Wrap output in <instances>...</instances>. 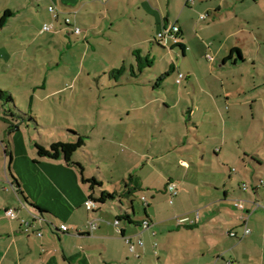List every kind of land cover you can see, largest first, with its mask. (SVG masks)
<instances>
[{
  "label": "rangeland",
  "instance_id": "obj_1",
  "mask_svg": "<svg viewBox=\"0 0 264 264\" xmlns=\"http://www.w3.org/2000/svg\"><path fill=\"white\" fill-rule=\"evenodd\" d=\"M66 1L0 0V20L7 12L12 13L9 17L10 24L0 31V89L9 92L14 98V103L7 106L0 102V149L5 156L2 142L9 140L13 145V158L17 160L22 156L27 159V154H31L39 161L35 154L36 143L46 145L54 141L68 142V131L84 136L86 145L75 154L74 160H80L88 171L96 173L97 179L103 184L102 191H121L125 180L131 175L144 177L145 191L134 195L137 212L135 220H140L144 217L146 208L142 197L149 203L152 202V196L155 195L150 192L155 193L153 188L166 183L168 171H174L179 165H174L173 161L163 157L156 158L154 166L150 163L145 165V161L151 159L149 155L168 153L171 148L169 141L174 140L178 144L181 137H189L192 142L200 144L198 136H207L213 140L222 132L211 125H202L200 129L189 125V111L196 109L198 117L200 104L204 112L208 111L204 115H214L211 98L203 91L211 89L212 83L222 85V80L214 82V79L204 83V74L210 78L212 73L208 68H212L211 64L204 55L207 41L213 42L206 38L217 41L221 39L222 30L218 27L220 23L213 24L207 35L196 32L192 27L187 33V39L185 38L189 44V57L185 58L180 48L175 47L176 44L172 43L165 49L155 41L158 35L156 24L164 14L163 8L166 15H171L173 23L177 18L179 20L183 8H186L187 16L181 18L182 22L195 21L202 27L216 21L213 18L207 23L202 22L201 13L196 7H185L180 0H155L159 11L150 13L146 8L144 10L141 0H116L115 5L110 7L115 11L106 17L102 1L95 3L88 0L91 13L89 14L87 7L78 16L79 9L65 7ZM222 2L221 0L220 3ZM233 4L241 17L236 26L229 28L230 25L227 24L225 30L230 36L239 34L234 40L239 46L237 49L240 48L248 58L249 64L231 68L224 74L229 78L231 100H244V96L237 97L233 93L243 88L247 92L252 89L253 93H249L258 94L261 100L264 89L258 87L264 84V0H233L230 5ZM51 6L56 8L57 13H64L60 24L65 27L64 20L70 18L74 26L72 28H79L82 32L72 35L60 32L59 23L51 17ZM138 7L141 9L138 10ZM204 8L207 6L204 5ZM214 13L215 10L212 16ZM229 19L225 17L223 23ZM46 23L55 26L52 32L42 31ZM88 36L89 39H86ZM246 45L249 46L246 48ZM198 58L205 66L203 69L199 66ZM147 61L153 62L154 66L150 67ZM170 66H174L177 72L160 83L159 90H155L156 83L163 74L169 72ZM132 68L138 74L139 69L143 71L140 80L131 78ZM179 70L185 75V79L189 72L193 75L197 90L186 83L189 85L190 95L177 83ZM201 81L204 88H201ZM179 90L186 98L176 108L175 95L178 99ZM164 98L167 99L166 102L163 101ZM165 104L174 108L166 109ZM260 107L263 108L262 113H255L253 129L247 133L241 129L238 136L244 145L252 147L255 143L253 154L260 150L264 156L263 104ZM6 111L14 114L20 111L34 118L35 122L28 121V125L22 123L19 132L9 135L8 126L1 119ZM229 135L227 132L228 137ZM14 137L17 146L13 143ZM72 140L76 142L77 137ZM212 144L213 141L210 146ZM236 148L243 152L239 143H236L234 149ZM211 154H208L207 160L198 163L202 168H193L198 172L200 180L216 182V187L219 188L220 179L223 177L222 180H226L228 171L227 175L215 171L219 166L214 164L218 162L214 154ZM243 158L241 155L237 163L231 162L228 166L237 171L228 184L233 186V192L237 196L255 197V184L257 189L264 192L260 183L261 180L264 183V158L261 164H253L255 168L252 170L257 171L253 179L251 174L243 171ZM253 159L258 160L256 156H252L250 162ZM244 175L248 177V183L243 182ZM213 192L218 195L222 191L213 189ZM257 199L255 203L260 201L259 205L264 209V196L263 199ZM165 201L161 198V202ZM187 203L188 201L185 202ZM120 207L133 216L130 201L126 198H123V205L118 200L107 201L104 212L100 213L109 215L108 220L113 221L112 214L120 211Z\"/></svg>",
  "mask_w": 264,
  "mask_h": 264
},
{
  "label": "crops",
  "instance_id": "obj_2",
  "mask_svg": "<svg viewBox=\"0 0 264 264\" xmlns=\"http://www.w3.org/2000/svg\"><path fill=\"white\" fill-rule=\"evenodd\" d=\"M90 1L95 3L102 1L104 3L103 13L106 17L115 11L111 10L110 7L115 5L116 0ZM141 1L144 10L146 8L147 12L158 13V4L155 3V0ZM180 1L184 3L185 7H196L201 13V17L206 16L205 20L201 19L202 22L207 23L213 18L216 20L212 24H205L206 26L202 27L200 23L195 21L182 22L181 18L187 16L186 8H183L179 20L177 18L173 23L170 18L171 15H166L163 8L162 13L164 14L160 16L156 24L158 33L164 28L173 25L178 26L181 31L179 41L185 46V53H182L183 57H189V44L185 38L187 39V33L192 30V27L196 32L207 35L213 24L220 23L218 27L222 30L220 32L221 39L217 41L216 38V40L206 38L213 42L207 41L204 55L212 67L211 69L208 67L212 72L210 78L204 74V83L214 79V82L219 79L222 80V85L212 83L211 89L203 91L206 96L211 98L210 102L214 115H204L208 111L204 112L202 104H200L198 117L196 116V109L189 111V125H193L197 129L202 128V125H211L212 128L215 126L222 132L213 140L207 136L203 138L198 136L200 144L192 142L189 137L185 139L181 137L178 139V144H175L174 140L169 141L171 148L168 153L149 155L151 159L145 161V165H149V163L152 166L156 165L154 160L160 157L168 159L170 162L173 161L174 165H179L174 171H168L166 183L153 188L156 190L155 193L150 192V194L155 195L152 196V202L149 203L146 198L142 197L141 200L146 206L144 217L135 220V215H137L135 207L133 216L129 215L138 224H121L124 234L109 227V223L116 221L120 211L112 214L113 221L108 220L107 216L109 215L100 213L106 208L107 202L98 205L99 208L98 206V209L95 208L96 212L87 209L86 202L89 198L92 195L99 197L100 192L92 188V180L97 179L96 173L93 170L88 171L83 162L75 159L73 164L67 165L62 160L44 159L36 161L37 159L31 154H27V159L20 156L16 160L13 158V154L12 157L6 154L5 149L10 141L6 142L5 140L2 142L5 156L0 149V264H264V209H261L260 201L255 203L257 198L263 199L264 192L260 191V188L257 189L255 184L253 186L255 197L248 195L244 198L237 196L233 192V186L228 184V181L233 179L235 172L233 168L228 167L231 162L237 163L243 155V171L251 174V179H253L257 172L252 170L255 168L253 164H261L264 158L260 150L253 154L255 143L251 145L252 147L244 145L238 136L241 129L246 133L253 129L256 120L255 113L258 111L262 113L263 108L260 106L261 104L264 106V95H262L261 100L263 102L261 103L258 94L251 95L252 89L247 92L243 88L241 91H234L233 93L238 95L237 97L244 96V100L233 101L230 96L229 78L224 76L231 68L249 64L248 58L241 50L244 61L239 60L238 55H234V61L223 63L232 50L239 47L234 40L239 34L228 35L225 30L226 26L227 24L230 25L229 28L236 26L241 14L238 13L235 4L230 5L233 0L230 3L229 0H222L223 5L220 3L221 0ZM242 1L246 2L247 0ZM64 5L70 8L77 7L79 9L77 11L78 16L87 7L90 10L89 14L92 11L89 8L91 5L88 4V0H67ZM204 5L207 6L206 9ZM170 6L169 4L168 7ZM233 7H235L234 11ZM140 9L138 7V10ZM213 10L215 13L212 16ZM223 11H225L224 15ZM63 14L59 13L55 19L52 14L51 17L59 23L60 32L71 33L72 35L71 28L74 26L68 28L64 20V27L59 22L63 18ZM225 17L230 19L223 23ZM9 19L0 31L10 24ZM54 27L52 25V29ZM95 28L92 29L95 31ZM86 39H89V36ZM209 55L214 58L213 61L208 60ZM197 61L202 68L203 62L199 58ZM254 61L256 63V60ZM149 66L153 67V62ZM172 69L174 70L172 71ZM175 72L177 71L174 66H170L169 74H163L161 82L159 84L157 82L154 89L159 90L160 83L167 81ZM140 74L135 79L140 80L143 71ZM178 74H182V72L179 70ZM151 83L154 82L151 81ZM186 83L194 86L197 90L191 72L179 84L190 95L191 91ZM202 83L201 81V88H204ZM234 85L232 84V86ZM259 88L264 89V84ZM251 97L254 100H250ZM185 98L183 92L179 90L178 99L175 95V107L177 108ZM163 101L166 102L167 99L164 98ZM164 107L169 110L174 108V106L171 107L167 104ZM227 132L230 137L227 136ZM8 134L10 135V133ZM14 140L13 143L17 146L15 137ZM211 140L213 144L210 146ZM236 143L242 147V153L240 149H234ZM11 147L13 149L12 144ZM209 153L210 155L213 153L217 159L218 163L214 164L219 167L215 171L222 175L228 171L226 180H222L223 177L220 179L219 188L216 187V182L200 180L198 172L194 169L202 168L198 163L207 160ZM252 156H256L258 160L253 159V162H250ZM16 162L18 164L15 165ZM152 168L151 170H153ZM176 172L177 174H175ZM136 177L140 181L141 192L145 191L144 177ZM247 178L245 175L242 176L244 183H248ZM172 183L176 185L177 195L168 191V186ZM260 183L264 187L262 180ZM213 189L217 192L221 190L222 194L214 195ZM161 198L167 202H161ZM190 200L192 202H189ZM186 201H188L187 204H185ZM238 201L243 202L244 209L236 206ZM34 206L46 211L47 214H40ZM9 209L16 210V219L11 220L7 217L6 212ZM181 218H189V221L179 224ZM145 219L150 222L151 226L143 230L141 223ZM91 221L97 222V233L91 232L89 228ZM61 225H66L68 230L61 231ZM246 229H250L251 233L244 237ZM231 232H235L237 238L231 237L229 235ZM126 237H130L132 241L141 238L144 243L143 247L138 246L136 253H132L126 243Z\"/></svg>",
  "mask_w": 264,
  "mask_h": 264
},
{
  "label": "trees",
  "instance_id": "obj_3",
  "mask_svg": "<svg viewBox=\"0 0 264 264\" xmlns=\"http://www.w3.org/2000/svg\"><path fill=\"white\" fill-rule=\"evenodd\" d=\"M51 13V12H50ZM52 14V13H51ZM59 16V12L57 13ZM12 16L11 12H7L5 15L2 16L1 20H0V30L1 28L7 23L8 18ZM52 16H54L52 14ZM55 19V17H54ZM66 21V20H65ZM66 26L69 28L72 27L71 23H67L66 22ZM73 29V28H72ZM73 34H76L73 30H72ZM181 35V31L179 34V38ZM160 46H162L163 48L167 49V47L163 46L160 41L156 38L155 40ZM175 47H179L180 50L182 51V53H185V46L183 44H178ZM173 47V48H175ZM234 55H238L239 60L244 61L243 55L241 53L240 50L238 49H234L232 50V52L230 53V55L227 57L226 60L223 61V63L228 62V61H234L233 60V56ZM148 65H152V62L147 61ZM174 69H172L173 71ZM120 72V71H119ZM140 69H139V73H140ZM169 74V73H168ZM138 73L135 72V69L132 68V75L131 78L135 79L138 78ZM162 77L160 78V80L158 81L157 84H159V82H161ZM0 102H2L4 104V106H7L9 104L14 103V98L12 96V94H10L7 91L1 90L0 89ZM1 119L7 124L8 126V133H14V132H19L21 130V124L25 123V124H29L28 121L31 122H35L34 118H32L31 116H28L26 114H23L22 112L18 111L17 113H11V112H5V114L3 116H1ZM69 133V137L70 140H68V142H64V141H54L50 144H46V145H42V144H35V154L37 155L39 160H44V159H48V160H52V161H64L67 165H71L74 162V156L75 154L79 151V150H83L84 146L86 145L84 139V136H81L73 131H68ZM76 142L73 141L72 139H76ZM6 154L9 157H12L13 154V150L11 147V144L8 143V146H6ZM125 186L123 188V190L121 191H117L114 193H110V192H105L102 191L103 188V184L101 181H99L98 179L94 178L92 180V188L99 190L100 192V196L99 197H95L94 195H92L89 200H92L94 203H96V205H100V204H104L109 200H118L120 202V205H123V198H126L130 201V205L132 207V210L135 208V199H134V195L137 194L138 192H141L142 188L140 187V181L136 176L131 175L127 180H125ZM35 207V206H34ZM40 214H47L46 211L42 210L39 207H35ZM99 208V206H98ZM120 209V214L116 217V221L119 222L120 224H138V222L134 221V219L132 218V216L129 215L128 212L124 211L121 207ZM96 212V211H94ZM147 220V219H145ZM144 220V221H145ZM148 221V220H147ZM142 225V223H141ZM122 234H124V231H122Z\"/></svg>",
  "mask_w": 264,
  "mask_h": 264
},
{
  "label": "built area",
  "instance_id": "obj_4",
  "mask_svg": "<svg viewBox=\"0 0 264 264\" xmlns=\"http://www.w3.org/2000/svg\"><path fill=\"white\" fill-rule=\"evenodd\" d=\"M50 12L54 15L55 18L58 17V14H57V10L54 6H51L50 7ZM207 17L206 16H202L201 19L202 20H205ZM67 23H71V20L70 19H67L66 20ZM52 30V25H45L44 28H43V31L44 32H50ZM76 34H79L81 33V30L79 28H73L72 29ZM179 34H180V28L176 25H173V26H170V27H167V28H164L163 30H161L158 35H157V39L160 41V43L169 48V46L174 43L176 45L180 44V41H179ZM208 60L210 61H213L214 58L209 55L208 57ZM185 79V75L184 74H179V77H178V80H177V83L178 84H181L182 81ZM168 191L172 192L173 195H177V192H176V185L175 184H170L168 186ZM145 200V199H143ZM236 206L240 209H244V204L242 201H238L236 203ZM86 207L89 211H94L95 208L97 207L96 203H94L92 200H88L86 202ZM6 215L9 219L11 220H14L17 218V213H16V210L14 209H9L7 212H6ZM35 217H37L39 219L38 216L35 215ZM189 221V218H181L179 219V224H183L185 222ZM150 222L145 220L142 222V229L145 230V229H148L150 227ZM109 227L111 228H114V229H117V231L119 233H122V228H121V224L117 221L113 222V223H109ZM89 228L91 230L92 233H97L98 231V224L96 221H91L89 223ZM61 231H67L68 230V227L66 225H61L60 227ZM251 233V230L250 229H246L245 232H244V237L245 236H248L250 235ZM40 236L42 235L41 233L39 234ZM229 235L231 237H235L237 238V234L235 232H231L229 233ZM126 243L130 249V251L132 253H136V248L139 246V247H143L144 243H143V240L141 238H138L137 241H132V239L130 237H126Z\"/></svg>",
  "mask_w": 264,
  "mask_h": 264
}]
</instances>
